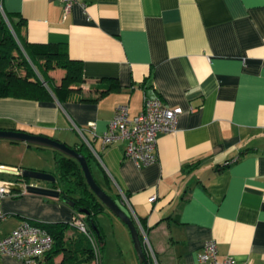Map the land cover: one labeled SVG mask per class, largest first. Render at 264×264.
I'll list each match as a JSON object with an SVG mask.
<instances>
[{"label":"crops","instance_id":"crops-1","mask_svg":"<svg viewBox=\"0 0 264 264\" xmlns=\"http://www.w3.org/2000/svg\"><path fill=\"white\" fill-rule=\"evenodd\" d=\"M0 7L24 18L27 40L65 43L91 97H0V129L86 145L96 181L143 219L154 264H199L210 238L219 259L264 264V0H80L66 17L61 0H0ZM144 94L183 111L174 131L158 135L155 160L136 166L122 139L103 144L100 135L117 104L126 103L131 118ZM54 151L0 138V175H12L0 178L15 180L14 168L24 167L52 173ZM0 214L2 237L25 219L69 223L73 211L27 191L1 196ZM0 264L26 263L0 255Z\"/></svg>","mask_w":264,"mask_h":264},{"label":"trees","instance_id":"trees-1","mask_svg":"<svg viewBox=\"0 0 264 264\" xmlns=\"http://www.w3.org/2000/svg\"><path fill=\"white\" fill-rule=\"evenodd\" d=\"M24 23L22 16L6 12L0 7V97L14 96L41 100L53 95L59 101L73 98L90 100L91 97L81 92L80 85L83 81L81 61L68 55L65 43L27 40L24 34ZM55 70L62 72L58 79L52 74ZM142 84L145 89L149 87L145 82ZM71 147L85 156L91 170L93 155L89 148L83 143ZM54 150V171L52 173L56 177V182L52 183V186L59 189L57 199L64 203L72 202L70 207L73 216L79 215L83 219L95 244L87 235L70 227L68 223L40 222L38 224L52 235L53 245L38 259L37 264H90L94 258V245L100 251L101 262L104 237L97 217L107 208L88 187L78 162ZM191 166L188 163L182 168L185 170ZM109 195L136 224L147 264H154L138 226L139 223L143 227V219L136 220L123 207L118 196Z\"/></svg>","mask_w":264,"mask_h":264},{"label":"built area","instance_id":"built-area-1","mask_svg":"<svg viewBox=\"0 0 264 264\" xmlns=\"http://www.w3.org/2000/svg\"><path fill=\"white\" fill-rule=\"evenodd\" d=\"M78 1L80 0H61L63 17L69 14L73 4ZM182 111L180 106H167L158 96L144 94L141 110L131 118L128 116V105L126 103L117 104L106 130L100 137L103 144L122 139L125 142V156L131 159L136 166L145 165L156 158L155 148L158 135L174 131L177 116ZM76 129L84 135L83 128L76 127ZM14 169V171H19ZM2 181L4 180L0 178V197L27 192L28 185H37L34 179L22 180L20 181L22 189L16 192L15 189L3 185ZM153 198L154 196L150 197L151 200ZM3 218L5 215L0 214V220ZM69 225L83 232L95 244L87 225L79 215L72 216ZM52 245V235L44 227L25 219L16 228L0 237V255L13 256L26 264H32L50 250ZM94 258L100 262V251L95 245ZM198 262L199 264H250L248 262L236 263L229 255L219 259L216 240L213 238L203 243L198 252Z\"/></svg>","mask_w":264,"mask_h":264},{"label":"water","instance_id":"water-1","mask_svg":"<svg viewBox=\"0 0 264 264\" xmlns=\"http://www.w3.org/2000/svg\"><path fill=\"white\" fill-rule=\"evenodd\" d=\"M0 138L10 139L15 141H25L29 144H36L40 146L51 147L65 154L66 156L74 158L83 173L85 181L90 188V190L94 193V195L100 200V202L117 218H119L127 227L131 240L133 242V246L140 264H147V259L143 250V243L139 236L138 228L136 224L131 219V217L122 209V207L95 181L88 162L85 156L76 151L70 145L61 142L57 139L41 135L27 132L25 130H17V129H0ZM14 175H16L15 180H4L2 181L3 185H6L12 189H22V184L19 181L25 179H35V180H43L50 183L56 182V177L53 173L24 167L19 171H15ZM27 191L35 194H40L47 197H57L59 195L58 188L44 187V186H27ZM67 204L71 205V201H67Z\"/></svg>","mask_w":264,"mask_h":264},{"label":"rangeland","instance_id":"rangeland-1","mask_svg":"<svg viewBox=\"0 0 264 264\" xmlns=\"http://www.w3.org/2000/svg\"><path fill=\"white\" fill-rule=\"evenodd\" d=\"M0 176L12 178L8 172H3ZM37 182L45 181L37 180ZM108 212L109 215L104 213L99 215L104 237L102 264H140L127 227L123 223H118L121 221L116 220L120 219ZM119 226H124L123 231ZM93 263L99 264V260L94 258Z\"/></svg>","mask_w":264,"mask_h":264}]
</instances>
